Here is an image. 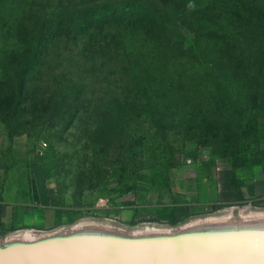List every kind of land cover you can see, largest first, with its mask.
<instances>
[{
	"label": "rangeland",
	"instance_id": "1",
	"mask_svg": "<svg viewBox=\"0 0 264 264\" xmlns=\"http://www.w3.org/2000/svg\"><path fill=\"white\" fill-rule=\"evenodd\" d=\"M103 1L115 0L29 4L39 12L57 13L64 5ZM153 2L165 26L159 40L173 35L205 46L207 39L197 36L203 24L194 32L182 25L189 9L183 13L181 1ZM22 5L17 1L10 9L0 6V56L2 48L16 43L1 26ZM118 30L125 40L121 50L115 45L108 53L95 52L81 34L74 52L60 48L49 58L58 71L81 74L85 83L78 105L36 111L28 104V90L20 118L10 129L0 120V184L39 185L53 194L57 212L56 223L48 228L1 227L0 264H260L264 99L257 129L240 137L221 136L219 131L194 136L144 122L137 128L106 125L103 118L110 103L135 84V64L162 59L152 40L143 42L144 35L132 34L122 24L109 32ZM193 56L184 61L199 68ZM243 117L246 122V114ZM238 121L231 116L230 129L224 130L236 131ZM230 174L227 183L224 178ZM186 205L189 215L178 223L166 216L173 206ZM84 252L110 257L82 260Z\"/></svg>",
	"mask_w": 264,
	"mask_h": 264
},
{
	"label": "trees",
	"instance_id": "2",
	"mask_svg": "<svg viewBox=\"0 0 264 264\" xmlns=\"http://www.w3.org/2000/svg\"><path fill=\"white\" fill-rule=\"evenodd\" d=\"M17 1L22 10L12 19L7 16L1 26L2 33L16 41L2 48L0 56V120L7 129L20 118L28 90V104L36 111L78 105L85 83L81 74L58 71L49 58L60 48L74 52L81 34L95 52L108 53L115 45L120 49L123 33L109 32L115 24L144 35L143 42L152 40L162 59L135 64V84L110 103L103 118L106 125L137 128L144 122L194 136L220 132L226 137L257 129L264 99V0H179L183 13L189 9L182 25L194 32L203 24L197 36L207 39L205 46L173 35L159 40L165 26L153 0L64 5L57 13L34 10L29 0H0V6L10 9ZM189 54L199 68L184 61ZM231 116L239 119L236 131L224 130L230 129ZM188 215L187 205L173 206L171 222Z\"/></svg>",
	"mask_w": 264,
	"mask_h": 264
},
{
	"label": "crops",
	"instance_id": "3",
	"mask_svg": "<svg viewBox=\"0 0 264 264\" xmlns=\"http://www.w3.org/2000/svg\"><path fill=\"white\" fill-rule=\"evenodd\" d=\"M232 174L224 178L231 182ZM172 217L171 209L166 214ZM57 221L53 194L42 190L39 185L0 184V228L21 226L51 227Z\"/></svg>",
	"mask_w": 264,
	"mask_h": 264
},
{
	"label": "bare ground",
	"instance_id": "4",
	"mask_svg": "<svg viewBox=\"0 0 264 264\" xmlns=\"http://www.w3.org/2000/svg\"><path fill=\"white\" fill-rule=\"evenodd\" d=\"M211 220V219H210ZM215 220V219H214ZM190 224V223H189ZM203 224V223H202ZM187 226V225H186ZM191 227V226H190ZM183 228V227H182ZM152 229V228H151ZM185 229V228H184ZM187 229V228H186ZM143 230V229H142ZM150 230V229H149ZM148 230V231H149ZM138 231V230H137ZM140 231V230H139ZM160 231V230H159ZM159 231H157V232H159ZM175 231V230H174ZM178 231V230H177ZM151 232V231H150ZM163 232V231H162ZM171 232V231H170ZM173 232V231H172ZM130 233V232H129ZM136 233V232H135ZM149 233V232H148ZM160 233V232H159ZM175 233V232H174ZM25 234H27V232L25 233ZM31 234V233H30ZM155 234H157V233H155ZM23 235V234H22ZM133 235H134V233H133ZM46 236V235H45ZM35 237V236H34ZM24 238H25V236H24ZM33 238V237H32ZM40 238V237H39ZM7 239V238H6ZM29 239V238H28ZM40 239H43V238H40ZM18 240V239H17ZM33 240H35V239H33ZM58 255H60V254H58ZM90 255H92L91 257H90ZM103 256H106V257H110V255H102V254H99V255H97V254H91V253H87V255H86V253L84 252L82 255L80 254V257H82L81 259L82 260H86V259H95V258H97V257H103Z\"/></svg>",
	"mask_w": 264,
	"mask_h": 264
},
{
	"label": "snow or ice",
	"instance_id": "5",
	"mask_svg": "<svg viewBox=\"0 0 264 264\" xmlns=\"http://www.w3.org/2000/svg\"><path fill=\"white\" fill-rule=\"evenodd\" d=\"M261 235H264V233ZM260 264H264V249L261 250Z\"/></svg>",
	"mask_w": 264,
	"mask_h": 264
}]
</instances>
